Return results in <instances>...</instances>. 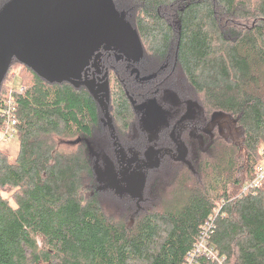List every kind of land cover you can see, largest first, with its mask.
I'll return each mask as SVG.
<instances>
[{"label":"trees","instance_id":"obj_1","mask_svg":"<svg viewBox=\"0 0 264 264\" xmlns=\"http://www.w3.org/2000/svg\"><path fill=\"white\" fill-rule=\"evenodd\" d=\"M12 1L0 0V13ZM124 3L143 56L154 60L147 63L161 66L146 76L141 73L148 66L130 62L145 83L135 81L132 70L125 86L113 79L107 114L101 112L117 156L115 170L131 159L136 173L166 171L167 179L131 223L107 216L96 197L112 182L82 198L83 187L101 173L100 155L90 144L99 110L87 91L22 70L23 91L0 87V117L10 98L19 142L11 159L0 151V264H187L209 220L206 246L222 264H264V183L244 189L264 160V0ZM176 72L200 102L192 124L223 113L230 122L221 133L192 139L178 130L187 118L182 101L157 102L159 89ZM146 105L160 110L161 118L148 120ZM79 137L75 147L60 141ZM133 197L145 201L143 193ZM190 264L219 263L205 254Z\"/></svg>","mask_w":264,"mask_h":264},{"label":"rangeland","instance_id":"obj_2","mask_svg":"<svg viewBox=\"0 0 264 264\" xmlns=\"http://www.w3.org/2000/svg\"><path fill=\"white\" fill-rule=\"evenodd\" d=\"M44 1L47 5V17L44 24L36 30L16 33L15 37L20 41L22 38H25L30 42L33 40L48 41L50 45L59 48L63 52L67 49L80 47L83 56L85 54L86 57L90 52L107 44L111 47L113 46L121 55L129 61L134 62L137 66L140 65L141 67V65H143L142 63H144V66H148L147 69H145L147 72H142L141 75L152 76L156 74L158 68H160L161 65L154 64L153 66V64L147 63L149 60L154 61L152 58L147 55L143 56L138 44L135 28L127 19L126 12L122 8V4L123 6L125 5L124 0ZM2 3L3 2H0V6ZM1 13L0 34L5 30L2 25L3 21ZM170 67L171 64H169V69ZM19 70L20 69H17V72L14 75L10 74L11 78L8 82L11 86H16V82L19 81L21 72V70L20 72ZM166 86L167 88L163 90H161V88L159 89L157 102L160 104L166 103L171 106H176L182 101L183 107L181 115H183L184 112V115H186L187 112V115L185 116L187 118H184L185 120L182 123V126L183 128L186 127L184 130L185 132L187 130L186 133L190 132L192 139H196L201 134L212 138L214 133L222 132L224 125L230 120L223 113H214L208 118L207 122L203 124H192V120H194L193 118L198 114L196 109H199L200 102L195 95L185 90L184 79L178 72H176L173 77L167 79ZM163 91H165V93L167 92L164 99H162ZM183 96H186V98ZM143 109L147 114L148 120H151V118H161L160 110H157V108L146 105ZM98 110L99 124L93 133L90 144L95 150L93 155L95 157L100 155L96 166L97 170L101 173L97 174L98 179L92 184V186L85 185L83 187L81 196L85 199L89 197L92 191H96L97 186H103L106 184L110 185L113 177L118 179L119 187L121 189L124 188V183L121 177L119 178V170H115L117 156L110 138L108 123L101 112L103 111V108L100 107ZM174 111L177 113L178 110ZM173 124L174 121L169 122V125ZM151 127H153L155 131L159 130L155 125H151ZM164 129L166 136L168 134L170 136V128L169 130L166 127ZM159 131L161 132V130ZM75 140L76 139H61L60 141L63 147H75L77 144H71V142ZM18 147L19 142L16 135L7 143H0V151L6 154L10 159L16 156ZM143 153L145 154L146 152ZM157 173H159L161 177L158 178ZM157 173L156 171L152 173H148L147 171H142L140 174H138V172L135 173L137 180L139 181L140 191L143 193L142 201L148 196L151 197V193L154 190L156 191L158 186H161L159 184L163 180L167 179V177L164 176L167 173L166 171H157ZM95 193L105 214L114 220H126L130 222L134 216L140 215L145 208H148L145 206V204H147L146 200L141 203L138 198L133 196L117 195L114 191L113 185L106 190ZM143 206H145V208Z\"/></svg>","mask_w":264,"mask_h":264},{"label":"flooded vegetation","instance_id":"obj_3","mask_svg":"<svg viewBox=\"0 0 264 264\" xmlns=\"http://www.w3.org/2000/svg\"><path fill=\"white\" fill-rule=\"evenodd\" d=\"M22 41L24 47L22 55L17 53L16 56L13 50L12 52H9V48H6L5 55L0 56V67L4 64L7 58H10L9 68L4 77H6L9 72L14 75L17 72V69H20L21 71H27V73L32 76L40 77L49 83L70 84L79 90L87 91L94 100L97 109L102 107L105 111V115L107 114L106 110L109 106L108 103L111 102L114 93L113 79H118L117 82L122 86H125V82L127 78H129L128 75H131V70L136 69L133 67L130 70V67L132 66L130 62L132 61H129L121 55L113 46L111 47L107 44L90 52L87 57L85 54L83 56L81 50L79 57L66 61V56L72 52V48L63 52L59 48L50 45L48 41L33 40L30 42L25 38H22ZM36 42L46 43V45H34ZM12 49L15 48L13 47ZM21 59L26 61H22ZM135 65L136 64H133V66ZM132 74L135 81L140 83L147 82V78L143 76L144 80H139L140 73L138 71L132 70ZM4 77L0 82V87L1 85L7 86L8 84V81H5ZM132 103H135V101L132 100ZM178 130L184 132L185 128H178ZM147 156L145 158L150 157L149 155ZM178 156L179 155H176V157ZM127 163L128 166L121 168L118 172L122 181H124V178L130 173L137 179L134 162ZM116 180L118 181V179Z\"/></svg>","mask_w":264,"mask_h":264},{"label":"water","instance_id":"obj_4","mask_svg":"<svg viewBox=\"0 0 264 264\" xmlns=\"http://www.w3.org/2000/svg\"><path fill=\"white\" fill-rule=\"evenodd\" d=\"M2 16V25L4 26V32L0 34V56L5 55L6 48H9V52L14 51L17 56V53L23 54V41L15 37L18 32H27L36 30L41 27L47 17V5L44 0H13L1 13ZM46 45V43L36 42L34 45ZM15 49H12V48ZM17 51V52H16ZM81 48L75 47L70 54H68L67 60L72 58H77L80 55ZM22 61H26L21 59ZM10 58H7L3 65L0 67V82L4 77L7 69L9 68ZM138 76V75H137ZM107 112V110H106ZM81 141V138H77L75 141H72L71 144H78ZM129 163L132 162L130 159ZM112 184L115 188V191L119 195L129 193L136 197H141V192L139 188V183L135 176L131 173L124 178L125 188L121 189L119 183L116 179H112ZM107 186V185H106ZM103 189L99 187L98 190Z\"/></svg>","mask_w":264,"mask_h":264},{"label":"built area","instance_id":"obj_5","mask_svg":"<svg viewBox=\"0 0 264 264\" xmlns=\"http://www.w3.org/2000/svg\"><path fill=\"white\" fill-rule=\"evenodd\" d=\"M16 86H11L8 82L7 90L8 93L13 91L21 92L23 91V87L21 84L16 82ZM3 106V107H2ZM2 114L0 117V143H7L10 139H12L16 135V118H15V107L14 103L10 98L5 99L4 105L2 104ZM264 183V160L261 164L257 166L255 178L252 182L248 183L247 187L244 189H250L253 187H259ZM212 220L207 221L202 228L200 229L198 242L194 245V247L187 253V264H190L196 255H205L207 254L213 260H216L219 264H222V260L218 259L216 254L213 253L206 246V238L211 230Z\"/></svg>","mask_w":264,"mask_h":264}]
</instances>
